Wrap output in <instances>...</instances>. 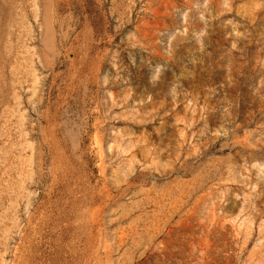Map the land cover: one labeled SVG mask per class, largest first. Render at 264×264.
Segmentation results:
<instances>
[{
  "label": "rangeland",
  "instance_id": "1",
  "mask_svg": "<svg viewBox=\"0 0 264 264\" xmlns=\"http://www.w3.org/2000/svg\"><path fill=\"white\" fill-rule=\"evenodd\" d=\"M0 264H264V0H0Z\"/></svg>",
  "mask_w": 264,
  "mask_h": 264
}]
</instances>
